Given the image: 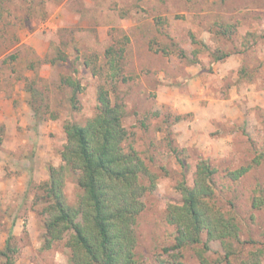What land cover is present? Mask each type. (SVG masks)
<instances>
[{
    "label": "rangeland",
    "instance_id": "rangeland-1",
    "mask_svg": "<svg viewBox=\"0 0 264 264\" xmlns=\"http://www.w3.org/2000/svg\"><path fill=\"white\" fill-rule=\"evenodd\" d=\"M100 86L151 173L135 264H264V0H0V264H70L67 238L49 240L44 185ZM203 162L238 235L176 249L168 207ZM63 174L75 207L78 173Z\"/></svg>",
    "mask_w": 264,
    "mask_h": 264
},
{
    "label": "trees",
    "instance_id": "trees-1",
    "mask_svg": "<svg viewBox=\"0 0 264 264\" xmlns=\"http://www.w3.org/2000/svg\"><path fill=\"white\" fill-rule=\"evenodd\" d=\"M111 51L109 48L107 52ZM214 57L215 61L224 58ZM69 83L73 86L71 102L76 106L81 85L74 79ZM97 102L96 114L84 124L70 121L64 126L65 164L44 185L50 216L46 229L50 241L67 238L70 264H135L136 223L145 208L143 197L148 190L143 178H151V173L127 142L129 132L123 124V110L112 103L104 86L98 89ZM65 168L78 173L83 189L75 207L67 203L63 190ZM248 169L239 168L230 175L239 178ZM213 173L214 168L203 162L195 184L182 183V201L169 205L167 220L176 230L173 248L201 243L203 234L207 236L204 249L211 241L238 235L235 218L215 212L209 202L214 194L209 182ZM11 238L10 234L1 255L10 256ZM199 258L201 264H212L204 252H199Z\"/></svg>",
    "mask_w": 264,
    "mask_h": 264
}]
</instances>
